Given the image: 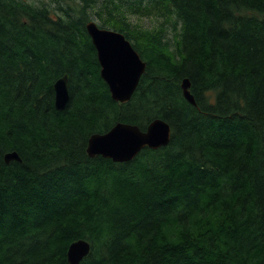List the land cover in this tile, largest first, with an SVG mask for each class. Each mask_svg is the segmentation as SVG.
Wrapping results in <instances>:
<instances>
[{
  "label": "trees",
  "instance_id": "obj_1",
  "mask_svg": "<svg viewBox=\"0 0 264 264\" xmlns=\"http://www.w3.org/2000/svg\"><path fill=\"white\" fill-rule=\"evenodd\" d=\"M93 10L147 64L128 104L100 75ZM157 119L168 146L89 157L92 135ZM81 239V264H264V0H0V264H69Z\"/></svg>",
  "mask_w": 264,
  "mask_h": 264
},
{
  "label": "water",
  "instance_id": "obj_2",
  "mask_svg": "<svg viewBox=\"0 0 264 264\" xmlns=\"http://www.w3.org/2000/svg\"><path fill=\"white\" fill-rule=\"evenodd\" d=\"M86 30L96 49L100 75L109 87L111 98L120 104H128L146 71V62L124 34L101 28L93 20L86 24ZM190 87L189 79H184L183 95L191 105L196 106ZM54 90L55 109L62 112L70 100L68 77L63 76L57 80ZM171 137V126L161 119L151 122L145 131L135 125L117 123L104 134L92 135L88 141L87 153L91 158L100 156L114 163H127L146 148L158 150L168 146ZM5 161L9 164L12 161L21 162V159L13 152L5 156ZM90 251L88 241L81 239L73 242L67 252L68 263L81 264Z\"/></svg>",
  "mask_w": 264,
  "mask_h": 264
},
{
  "label": "rangeland",
  "instance_id": "obj_3",
  "mask_svg": "<svg viewBox=\"0 0 264 264\" xmlns=\"http://www.w3.org/2000/svg\"><path fill=\"white\" fill-rule=\"evenodd\" d=\"M27 1L29 2L45 1L49 3L51 0H27ZM91 14H92V20L95 21L96 23H99L98 17L94 15L95 10L91 11ZM127 18L131 23L134 24V26L138 30H140L143 33L153 32V30L158 26H160V24L164 21L163 19L152 15H150V17L133 15V17L128 16Z\"/></svg>",
  "mask_w": 264,
  "mask_h": 264
}]
</instances>
